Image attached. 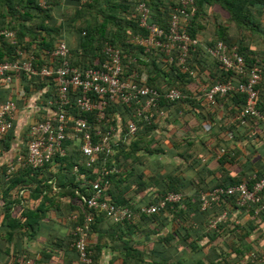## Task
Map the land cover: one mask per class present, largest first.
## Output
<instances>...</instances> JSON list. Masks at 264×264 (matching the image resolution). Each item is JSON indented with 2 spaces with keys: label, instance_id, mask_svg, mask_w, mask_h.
<instances>
[{
  "label": "trees",
  "instance_id": "obj_1",
  "mask_svg": "<svg viewBox=\"0 0 264 264\" xmlns=\"http://www.w3.org/2000/svg\"><path fill=\"white\" fill-rule=\"evenodd\" d=\"M60 1L46 0L45 5H42V0H0V32L7 30L14 34V41L0 35V62L18 58L17 50L33 56L34 65L39 69L51 61L48 52L55 49V44L63 41L59 34L62 28L56 26L52 17L53 6H60ZM73 1L78 12L71 19L72 25L73 22L85 15L94 16L85 28L75 29L79 35L81 51L70 50L72 65L83 68L98 67L107 61L102 52L105 43L118 48L121 51L123 78L139 81L140 77L145 76V85L157 89L161 94L171 88H179L184 94H187L185 99L176 102L161 99L160 109L164 108L163 105H168L169 111H173L178 106L180 110L187 107L188 111L193 112L197 118L198 129H205V125H209L210 129L207 131L212 132L216 137H221L217 139L216 145L213 147L216 152L223 149L225 140L222 137L228 134H231L233 140L238 143L236 139L238 136L237 126L254 124L260 130L264 129V48L261 46V40L264 39V25L259 20V15L255 16L254 14L258 10H262L261 14L264 17V0H195V13L190 17L188 25L185 26L192 37L199 38L198 33L207 28L205 21L208 23L207 19L212 8L215 10L218 7L226 11V17L218 18L216 15L214 38L208 42L199 38V46L192 52L188 61L189 69L194 71V76L184 72L177 65V61L169 62L162 53L155 50L147 52L145 47L128 43L132 35L146 34L143 29L139 28L136 12L138 3L145 1L151 11V22L168 31V20L172 10L178 6L176 0ZM218 41L234 48L243 57V74L237 70L226 69L218 58L212 57L207 52L206 48L216 45ZM87 57L90 59L89 61H80ZM256 64L262 68V76L256 86L258 92L256 109L260 114L259 118L241 117L247 95L236 89L227 92L224 96L216 94L211 102L205 100L204 90H210L216 84H226L231 81L234 86H237L246 83L250 71ZM8 77H18L25 82L33 83L34 87L39 86L41 89H46L48 100L44 103L45 108L40 109V113L34 116L33 121L27 125L21 136L23 146L18 150V155L23 157L22 163L16 164V171L12 174H8L7 171L11 164L16 163L17 156L12 158L10 165H0V261H11L15 264H21L28 260L37 262V259L24 252L20 241L18 243L20 242L21 251L17 250L16 238L32 239L36 237L41 222L46 218V203L53 202L58 196H70L74 202L71 212L68 213L70 215L68 217L74 221L70 243L72 250L77 255V264L82 263L79 253L73 246L76 239L73 233L77 226L86 224L87 216H91V220L86 232V245L87 249L92 251V264H96L97 257L93 246L89 244V236L96 224L102 223L103 218L104 220L108 219L112 225L119 228L131 225L137 227L138 224H145L152 228L150 232L157 237V240L152 243L150 259L146 258L145 253L135 249V246H132L133 242L124 241L125 250L134 254L129 253L128 255L134 257V264H264V251H255L250 243L264 237V189L257 192L255 200L248 201L244 205L238 203L239 194H236L223 196L219 202L213 203L205 210L201 206V193H208L217 187L235 186L243 181H249L248 187L249 190H252L254 184L264 178V170L255 174L256 179L246 177L245 173L231 175V170H234V164L239 156L237 143L232 141L233 147L228 149L230 152L220 155L217 159L218 169L214 171L219 175H214L217 177L208 181L207 175L200 174L201 169L196 168L198 163L191 162L195 155L189 153L193 147L192 142H189L182 157L186 162H189L188 167L196 168L198 173L197 178L192 180V184L197 186L193 195L187 194L181 187L170 185L156 191V194H153V201H148L144 205L138 206L128 201L109 199L116 205L130 208L136 215L134 219H125L117 223L105 212L89 208L84 202L83 196L88 198L94 194L92 186L96 182L101 183L99 171L102 167L110 169L115 167L118 170L107 176L108 183L102 184L104 193L102 199L105 200L111 194L114 179L122 180L123 177H130L127 175L128 171L127 173L125 170L123 171L121 159L132 162L138 160L141 163L142 159L147 158L146 155H161L166 152L165 145L160 138L154 134L148 137L158 116L150 122L135 119L136 107L134 104L109 102L104 108L107 120L104 124H97V127L105 132L108 131L114 126L110 123V114L117 111L126 121L122 123L121 134L108 145L104 153L99 155V162L87 167L81 151L75 149L72 146V141L69 140L62 145V148L65 149L64 155L61 156L57 151L50 164L32 168L25 163L27 147L33 138L30 134V127L49 118L50 111L46 107L49 105L48 102L55 97L57 84L55 77L43 78L30 76L23 72H9L4 77L0 76V87ZM71 94V104L67 107V114H71L74 118L83 116L90 123L96 124V113L81 112L74 104L75 90H72ZM8 100L15 101L19 109L20 101L18 99L7 98L3 102ZM38 101H35V104ZM38 105L41 104L38 103ZM131 120H135L138 125V132L133 137L128 135V125ZM15 127L14 124L11 130L0 139V157L7 155V152L12 149ZM195 130L197 129L192 128V131L196 132ZM169 140L171 141V139ZM142 150L145 152V156L139 155ZM54 163L59 164L60 172L53 174L57 181L53 180L51 172L47 173ZM75 165L78 166V172L74 171ZM81 174L84 175L85 181L79 180L78 177ZM131 175L135 177L132 179L134 185L143 188L147 184L143 179V172L140 171L134 175L132 172ZM59 186L60 188H58ZM61 188L60 192L62 193L59 192ZM51 192H57V195L49 196L48 194ZM169 193H181L183 198L179 202L165 201L163 207L150 215L139 213L143 206L158 205ZM220 217L222 219L217 221L216 227L210 229V224ZM62 244L61 246L57 245L58 249H62ZM174 250L181 251L179 257L174 258ZM187 250L191 255L202 254V256L199 255L194 259L191 256L185 257ZM205 250L211 252V257L203 255Z\"/></svg>",
  "mask_w": 264,
  "mask_h": 264
},
{
  "label": "built area",
  "instance_id": "obj_2",
  "mask_svg": "<svg viewBox=\"0 0 264 264\" xmlns=\"http://www.w3.org/2000/svg\"><path fill=\"white\" fill-rule=\"evenodd\" d=\"M85 2L86 0H82ZM178 6L172 10L169 21L168 31L158 24L151 22V11L145 1L136 5L139 28L146 34L137 33L132 35L128 43L145 47V51H158L166 56L169 62L177 61V65L184 72L191 76L195 73L189 69L188 61L192 52L199 46L200 39L192 37L185 26L188 25L190 17L195 13V0H176ZM46 0H42L45 5ZM0 35L14 41V34L4 30ZM207 52L222 62L226 69L237 70L240 74L244 73V59L234 48L218 41L216 45L207 47ZM107 61L98 67H79L71 64V54L66 43H59L54 50L48 52L50 62L44 64L40 69L34 65V57L26 52L17 50L18 58L11 61L0 62V76H5L9 72H23L34 77L50 78L55 77L57 84L55 97L50 100L48 108L49 118L45 121L34 124L30 127V134L33 137L27 147L26 165L32 168H39L50 164L55 152L60 155L65 154L62 145L65 141H72V146L79 149L85 159V165L90 167L99 162V155L106 151L108 145L113 142L119 134L115 127L108 131L98 128L97 124H104L107 120L105 106L109 102L117 101L122 104H134L136 111L135 119L150 122L156 116L164 115L160 109V101L164 99L170 102L183 100L187 94L179 88H171L161 94L157 89L145 85V76L140 77L139 81L131 78H123V66L121 51L108 43L102 48ZM262 76V68L256 64L250 71L246 83L233 85L216 84L210 90H204V97L207 102L213 101L216 94L226 95L231 90H237L247 95L246 105L241 112V117L252 116L259 118L260 114L256 109L258 92L256 86ZM75 90V106L83 113H96L97 123H90L83 116L73 117L67 114V107L71 104V91ZM79 94V95H78ZM18 106L15 101H5L0 106V139L11 130L14 125ZM209 125H205V130H209ZM138 132V125L135 120H131L128 125V135L133 137ZM16 163L11 164L7 171L12 174L16 171V164H21L23 157L16 155ZM15 156V157H16ZM75 165L74 171L78 172ZM115 167H102L99 171L101 183H94L92 188L95 191L91 197H84L87 206L96 211H103L114 222L120 223L125 219H134L136 215L128 207L119 206L112 203L109 198L103 200V185L107 182V176L116 173ZM79 180L85 181L84 175H79ZM251 179H256L252 177ZM249 181H243L231 187H217L208 193H201V206L205 210L213 203L219 202L223 196H233L239 194L238 203L246 204L248 201L255 200V195L264 189V178L256 182L249 190ZM183 198L181 193H169L158 205L143 206L140 214L150 215L165 205V201L179 202ZM160 205V206H159ZM139 215V214H138ZM210 224V229L216 227L217 221ZM91 216H87L84 226H77L74 231L76 239L73 246L79 253L82 264H92V251L87 249L88 223ZM0 264H15L11 261H0ZM21 264H39L33 261H24Z\"/></svg>",
  "mask_w": 264,
  "mask_h": 264
},
{
  "label": "crops",
  "instance_id": "obj_3",
  "mask_svg": "<svg viewBox=\"0 0 264 264\" xmlns=\"http://www.w3.org/2000/svg\"><path fill=\"white\" fill-rule=\"evenodd\" d=\"M59 3L60 6H53L52 17L56 26H61L62 28V31L59 33L60 37H62V42L67 44L69 50L75 52L81 51V47H79V35L75 29L85 28L89 20L93 19L92 17L94 15L83 16L76 20V22H73V26L71 19H73L78 12L75 7V2L73 0H61ZM79 8H81L80 5ZM261 13L262 10H258L257 13L254 14L255 16L259 15V20H261L264 25V17ZM216 15L218 18H225L226 11L218 7H216L215 10L214 8L210 10L207 19L208 23L205 21L207 28L198 33V37L205 42L215 37ZM73 27L75 28L73 29ZM52 36L55 37L54 34H52ZM58 40H56V43H58ZM57 45L55 44V47ZM261 46L264 48V39L261 40ZM89 57H91V55H89ZM89 60L90 59L87 57L85 60L80 61L85 62ZM46 92V89H41L39 86L34 87L33 83L25 82V80L18 77H8L3 81L0 87V102L3 103V100L7 98L18 99L20 102L14 121L16 127L15 139L11 144L12 149L7 152V155L0 157V165H10L12 163V158L14 159L15 156L18 155V150L23 146L21 136L27 125L33 121L35 115L40 113V109L45 108L44 103L48 100V98H46ZM194 94L196 95V93ZM37 100H39L38 103L41 105H38V103L35 104ZM163 106L164 108L162 107V110L165 114L157 117L155 126L149 131L148 137L154 134L157 138H160L165 145L166 152L161 155H146L147 158L145 157V159H142L141 163L138 160L132 162L121 159L123 171L125 170L126 173L128 171L129 173L127 175H130V177H123L122 180L114 179L111 194L110 196L108 195L109 199L121 200V202L128 201L138 206L144 205L148 203V201H153V194H156V191L163 188L165 189L170 185L181 187L187 194L193 195L195 188L197 189V186L192 184L193 178H197L198 173L196 168L201 169L199 171L200 174L207 175L208 181L214 180L215 177L219 175L214 173V171L218 169L217 159L222 153L230 152L228 149L233 147V136L227 133V136L222 137L227 142L224 141L223 149L221 148L216 152L213 147H215L217 139L221 137H216L212 132L205 129H198V121L193 112H189L187 107L180 110L178 106L173 109V111H169L168 105ZM117 112L110 114V123L114 125L117 133L120 135L123 128L122 123L126 120L124 121L120 115L121 113ZM125 119H127V117H125ZM229 127L230 125L228 124V128ZM192 128L197 129L195 130L196 132L192 131ZM237 132L238 136L236 139L238 143L234 142L238 145L239 156L234 164V170H231V175L234 176L245 173L246 177L252 178L255 174H259L264 170V129L260 130V128L254 124H247L237 126ZM223 135L222 133V136ZM169 139H171V141ZM189 142L193 144L191 149L193 152L189 151V153L191 155L194 153L195 155L194 158L192 157L191 162L194 163L195 161L196 164L198 163L195 169L189 168V162H186L182 157V154H185L188 148ZM144 153L145 152L142 150L139 155L145 156ZM140 171L143 172V179L147 183L143 188L134 185L132 179L135 177L131 175L132 172L134 175V173L138 174ZM50 172L53 180L56 179L57 181L54 175L60 172L59 164L54 163L49 171H47L48 174H50ZM58 188H60V186ZM56 191L58 192V190ZM60 191H62V188L59 192ZM57 192H51L48 195L56 196ZM72 203L74 204L70 196H58L53 202L46 203V218L41 222L36 237L32 239L25 237L18 239V237H15L17 250H20L21 242V248H24V252L30 257L37 259L39 264H77V255L72 250L70 243V235L72 233L74 221L68 217L70 216L68 213L71 212ZM110 224L108 219L104 220L103 218L102 223L96 224L95 228L90 233L89 244L93 246L94 253H96V264H134V257L128 256L129 253H133L125 250L124 241L133 242L132 246H135V249L145 253L147 259L150 258L152 243L157 240V237L150 232L152 229L150 226L138 224L137 227L131 225L119 228ZM252 239H254V237H252ZM18 241L20 242L18 243ZM250 243L255 251H264V237L261 240ZM61 244L62 249H58L57 245L61 246ZM179 252L181 251L174 250V258L179 257ZM199 255L202 256V254L191 255L190 251L187 250L184 256L188 258L191 256V258L194 259V257H199ZM203 255H209V257H211V252L209 253L208 250H205V254Z\"/></svg>",
  "mask_w": 264,
  "mask_h": 264
},
{
  "label": "rangeland",
  "instance_id": "obj_4",
  "mask_svg": "<svg viewBox=\"0 0 264 264\" xmlns=\"http://www.w3.org/2000/svg\"><path fill=\"white\" fill-rule=\"evenodd\" d=\"M150 259V258H149Z\"/></svg>",
  "mask_w": 264,
  "mask_h": 264
}]
</instances>
